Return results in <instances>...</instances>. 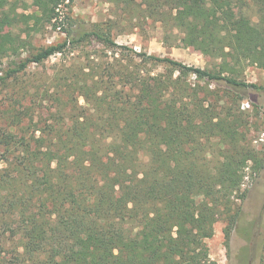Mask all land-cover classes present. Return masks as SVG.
I'll return each mask as SVG.
<instances>
[{
  "label": "trees",
  "instance_id": "trees-1",
  "mask_svg": "<svg viewBox=\"0 0 264 264\" xmlns=\"http://www.w3.org/2000/svg\"><path fill=\"white\" fill-rule=\"evenodd\" d=\"M110 1L217 63L117 57L115 21L83 28L64 0H0V264H120L156 244L169 264H215L204 240L220 213L230 236L244 179L263 170L241 101L264 88L241 76L264 56V0ZM46 27L63 41L37 47ZM86 41L112 59L28 72Z\"/></svg>",
  "mask_w": 264,
  "mask_h": 264
},
{
  "label": "rangeland",
  "instance_id": "rangeland-1",
  "mask_svg": "<svg viewBox=\"0 0 264 264\" xmlns=\"http://www.w3.org/2000/svg\"><path fill=\"white\" fill-rule=\"evenodd\" d=\"M23 1L27 3L26 12L32 11V0ZM60 13L65 18L70 17L71 21L75 20L77 26L83 28L92 23L115 21L117 26L113 29V39L117 48L113 47V50L117 57L127 53L118 47L123 46L137 53L144 52L149 56L170 58L194 68L209 70L217 63L192 47L181 44L177 39L180 34L175 30L170 33L171 30L168 28L166 30L160 22L144 15H129L121 6L110 0H64L60 5ZM65 18L66 29V23L69 21ZM253 19L257 18L253 17ZM64 38L65 34L59 28L46 27L40 34L34 36L33 41L37 47H45L60 43ZM111 51L95 41H86L73 49H68L64 54L52 56L38 67L29 68L28 72L49 75L56 72L63 64L85 63L87 55L112 59ZM143 66L148 71H160L150 64ZM241 79L264 88V56L257 63L246 64ZM191 81H194L193 78ZM14 91L16 92L17 88ZM243 96L241 109L246 111L252 125L247 137L252 141L254 149L264 156V92L246 91ZM3 99L4 93L0 94V111L7 107L8 101ZM78 103L82 105L83 100L79 99ZM1 121L2 118L0 125H3ZM243 189H246L245 198L239 206L240 212L230 236L228 237L225 232L227 220L220 213L213 225V236L204 240L208 248V258L212 263L264 264V166L258 176H246ZM118 256L120 264H169L172 260L171 255L157 244L142 246L134 252L125 253L124 256H120L119 253Z\"/></svg>",
  "mask_w": 264,
  "mask_h": 264
}]
</instances>
